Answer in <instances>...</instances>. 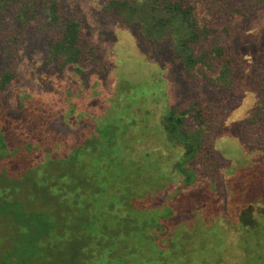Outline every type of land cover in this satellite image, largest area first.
<instances>
[{"label": "trees", "instance_id": "trees-1", "mask_svg": "<svg viewBox=\"0 0 264 264\" xmlns=\"http://www.w3.org/2000/svg\"><path fill=\"white\" fill-rule=\"evenodd\" d=\"M261 11L264 0H100L83 9L64 0H0V264L176 260L179 237L170 221L182 210L172 199L178 202L200 180L213 184L216 174L224 191L231 175L214 133L241 102L239 33ZM108 19L130 30L141 51L150 48L179 85L188 78L194 86L161 114L160 132L176 154L166 169L162 155L127 154L108 129L81 139L62 135L76 127L57 111L63 103L37 100L28 107L30 95L18 84L21 61L37 44L54 75L75 73L82 83L88 73L107 70L105 50L115 39L104 27ZM93 22L104 27L95 40L87 34ZM255 86L243 133L253 150L264 153V79L257 76ZM169 179L176 184L164 192L162 207L142 205ZM241 208L240 220L252 223L250 210Z\"/></svg>", "mask_w": 264, "mask_h": 264}, {"label": "rangeland", "instance_id": "rangeland-1", "mask_svg": "<svg viewBox=\"0 0 264 264\" xmlns=\"http://www.w3.org/2000/svg\"><path fill=\"white\" fill-rule=\"evenodd\" d=\"M64 1L71 8L79 4L83 9L95 7L100 0ZM2 26L0 22V29ZM104 27L115 38L108 41L109 48L105 50L108 69L88 73L82 83L75 73L60 77L48 71L42 63V45H34L26 51L20 64L22 73L18 84L30 95V99L26 97L28 107L37 100L52 101L55 106L63 103V107L58 105L57 111L62 113L63 120L76 127L63 130L62 135L81 139L86 135L96 137L97 128L108 129L126 146L127 154L138 156L147 150L155 157L162 155L161 165L166 169V163L176 154L160 132L161 114L168 105L191 95L194 86L188 78L179 85L166 70L169 68H161L159 60L152 57V50L141 51L131 31L114 19H108ZM104 27L93 22L87 34L95 40ZM237 48L244 68L243 96L214 133L215 149L231 175L224 191L225 181L216 174L214 185L200 180L196 186L185 190L178 202L177 198L172 199L170 204L182 213L170 221L179 241L175 245L177 259L169 257L167 264H264V153L253 150L243 133L244 119L256 100L255 79L257 76L264 79V11L243 22ZM67 91L70 96L65 94ZM48 106L52 104L48 102ZM100 134L105 136L101 131ZM154 159L155 163H151L157 168L158 160ZM157 170L151 171L155 175L154 185L160 178ZM162 183L164 186L161 184L160 190L151 189L142 205L163 206L158 202L166 189L176 182L169 179ZM214 186L221 189L222 194L227 192L228 198H219ZM241 207L250 210L252 223L244 225L240 220L238 210Z\"/></svg>", "mask_w": 264, "mask_h": 264}]
</instances>
